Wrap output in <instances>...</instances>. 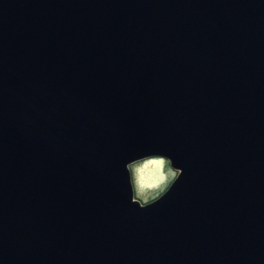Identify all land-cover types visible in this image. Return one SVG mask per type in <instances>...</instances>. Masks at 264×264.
<instances>
[{"label":"water","instance_id":"95a60500","mask_svg":"<svg viewBox=\"0 0 264 264\" xmlns=\"http://www.w3.org/2000/svg\"><path fill=\"white\" fill-rule=\"evenodd\" d=\"M0 264H264V0H0Z\"/></svg>","mask_w":264,"mask_h":264},{"label":"rangeland","instance_id":"374dc122","mask_svg":"<svg viewBox=\"0 0 264 264\" xmlns=\"http://www.w3.org/2000/svg\"><path fill=\"white\" fill-rule=\"evenodd\" d=\"M129 171L134 198L140 202L153 200L162 194L177 175V171L170 166L167 160L157 156L132 163ZM142 176L143 183H141Z\"/></svg>","mask_w":264,"mask_h":264},{"label":"clouds","instance_id":"9594fccd","mask_svg":"<svg viewBox=\"0 0 264 264\" xmlns=\"http://www.w3.org/2000/svg\"><path fill=\"white\" fill-rule=\"evenodd\" d=\"M178 172H179V170H177ZM144 182V179H143V176L141 177V183H143ZM149 186H151V185H149Z\"/></svg>","mask_w":264,"mask_h":264},{"label":"flooded vegetation","instance_id":"af4514ba","mask_svg":"<svg viewBox=\"0 0 264 264\" xmlns=\"http://www.w3.org/2000/svg\"><path fill=\"white\" fill-rule=\"evenodd\" d=\"M156 197H157V196H156ZM156 197H155V198H156ZM151 201H152V200H150V201H147V202H141V203H145V204H146V203H150Z\"/></svg>","mask_w":264,"mask_h":264}]
</instances>
